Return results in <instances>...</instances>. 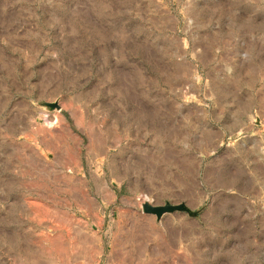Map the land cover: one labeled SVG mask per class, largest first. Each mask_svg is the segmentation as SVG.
I'll list each match as a JSON object with an SVG mask.
<instances>
[{
  "label": "rangeland",
  "instance_id": "1",
  "mask_svg": "<svg viewBox=\"0 0 264 264\" xmlns=\"http://www.w3.org/2000/svg\"><path fill=\"white\" fill-rule=\"evenodd\" d=\"M0 264H264V0H0Z\"/></svg>",
  "mask_w": 264,
  "mask_h": 264
},
{
  "label": "water",
  "instance_id": "2",
  "mask_svg": "<svg viewBox=\"0 0 264 264\" xmlns=\"http://www.w3.org/2000/svg\"><path fill=\"white\" fill-rule=\"evenodd\" d=\"M146 209H149L148 207H146ZM167 209H152L153 212H156L158 214H160L161 212L165 211Z\"/></svg>",
  "mask_w": 264,
  "mask_h": 264
}]
</instances>
